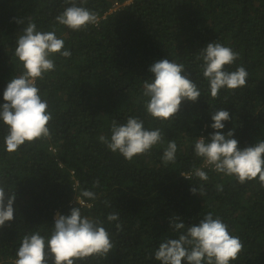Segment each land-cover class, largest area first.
I'll return each instance as SVG.
<instances>
[{
    "label": "trees",
    "instance_id": "1",
    "mask_svg": "<svg viewBox=\"0 0 264 264\" xmlns=\"http://www.w3.org/2000/svg\"><path fill=\"white\" fill-rule=\"evenodd\" d=\"M127 1L77 0L97 15L98 24L74 31L55 19L71 6L65 0H0V105L8 83L23 71L15 48L29 19L37 31L55 30L71 52L67 58L51 57L55 70L36 82L52 114L50 139L26 143L10 154L4 141L7 127L0 121V184L16 196L14 219L0 227V264H14L25 235L39 232L50 238L57 215L80 207L77 197L84 189L97 198H82V215L101 220L114 247L107 257L77 264H161L155 251L180 234L172 221L178 218L186 231L209 212L243 244L231 264H264V188L258 180L241 184L212 168L203 169L208 181L194 175L204 163L195 155L196 140L211 142L217 131L211 127L213 111L229 112L231 118L219 131L227 135L234 130L232 138L241 149L264 140V0ZM116 3L121 5L116 8ZM212 42L238 53L227 71L243 66L248 73L245 86L221 89L215 100L202 74L203 61L197 59ZM162 59L183 64L201 92L195 102L182 101L168 121L151 118L143 96L144 81L154 79L150 67ZM129 117L142 120L148 130L159 128L163 136L132 161L99 139H110L112 122L125 124ZM172 140L176 161L165 166L162 155ZM97 180L99 186L93 187ZM117 212L119 220L109 222L108 214ZM117 223L123 230H117Z\"/></svg>",
    "mask_w": 264,
    "mask_h": 264
},
{
    "label": "clouds",
    "instance_id": "2",
    "mask_svg": "<svg viewBox=\"0 0 264 264\" xmlns=\"http://www.w3.org/2000/svg\"><path fill=\"white\" fill-rule=\"evenodd\" d=\"M128 0L127 2H130ZM71 6L55 19L60 25L71 30L81 31L91 25L98 24L97 15L86 7L78 6L77 0H65ZM126 2V3H127ZM86 3V0H81ZM121 4L116 6L119 7ZM70 57L71 52L64 48V40L58 38L55 30L37 31V26L29 19L23 34L17 39L15 56L22 64L23 71L13 78L4 91V103L0 105V121L7 127L4 137L5 149L8 153L17 152L26 143H35L38 139H50L48 127L52 119L48 103L42 99L37 80H43L46 73L55 70V55ZM238 58V53L221 43L212 42L200 51L197 59H201L202 74L209 82L210 96L218 98L221 89L235 91L247 83L248 73L243 66L235 71H227ZM150 71L154 79L144 81L143 96L147 114L156 120L168 121L175 118L184 100L197 101L201 92L185 67L169 59L155 62ZM230 114L224 109L213 111L211 127L217 131L211 134V142L204 137L196 140L194 152L203 158L205 166H211L217 173L233 177L239 183L258 180L264 188V140L255 146L241 149L238 140L233 137L234 130L227 135L221 129ZM100 141L113 152L132 161L135 156L148 153L154 146L163 141L161 130H148L144 122L137 117H129L125 124L115 120L111 125V137L100 136ZM177 144L169 141L162 155L165 166L176 161ZM185 178L192 179V174L181 173ZM194 175L202 181H208V174L202 168H195ZM97 180L93 187H98ZM219 191L223 185H217ZM191 191L195 193L196 188ZM199 191L205 194L203 185ZM88 198L95 200L96 193L84 189L77 197L80 207L71 209L70 215H57L50 238L39 232L25 235L17 250L14 264H77V261L90 257H107L114 245L109 232L101 220L83 216L81 207ZM15 192H6L0 184V227L6 221L14 219ZM91 208V204L87 205ZM172 221L173 230L180 233L178 238H167L155 251V259L161 264H231L238 258L243 244L238 237L230 235L228 226L219 217L209 212L198 224L187 227L183 222ZM109 222L118 221L119 213H109ZM118 231L123 230L120 223Z\"/></svg>",
    "mask_w": 264,
    "mask_h": 264
},
{
    "label": "built area",
    "instance_id": "3",
    "mask_svg": "<svg viewBox=\"0 0 264 264\" xmlns=\"http://www.w3.org/2000/svg\"><path fill=\"white\" fill-rule=\"evenodd\" d=\"M118 5V3H116V6ZM201 168H202V170L204 169V168H211V166H205L204 165V163L202 164V166H201Z\"/></svg>",
    "mask_w": 264,
    "mask_h": 264
}]
</instances>
